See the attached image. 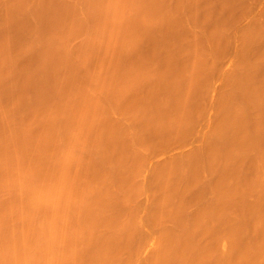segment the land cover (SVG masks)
I'll list each match as a JSON object with an SVG mask.
<instances>
[{
	"label": "bare ground",
	"instance_id": "1",
	"mask_svg": "<svg viewBox=\"0 0 264 264\" xmlns=\"http://www.w3.org/2000/svg\"><path fill=\"white\" fill-rule=\"evenodd\" d=\"M235 1H0V264H264V8Z\"/></svg>",
	"mask_w": 264,
	"mask_h": 264
},
{
	"label": "rangeland",
	"instance_id": "2",
	"mask_svg": "<svg viewBox=\"0 0 264 264\" xmlns=\"http://www.w3.org/2000/svg\"><path fill=\"white\" fill-rule=\"evenodd\" d=\"M1 1V0H0ZM67 5H72V6H76L77 4H79L82 0H59ZM235 10L236 12H241L242 8L243 7H247L248 8V11L246 13L243 14V21L244 22H249L253 19V17L255 15H258V14H261L262 11H263V8H264V0H236L235 1ZM250 9V11H249ZM21 27H24V26H21ZM21 30L19 29H14L13 32H12V35L13 36H16V37H21L19 39H21V42H26V39L28 36H25L26 35V30H23L22 28H20ZM73 42H78V39H75L73 40ZM29 51H28V54L26 56V58H29ZM32 55V53H31ZM25 58V59H26ZM235 58V51H234V47L231 45V46H228L226 47L220 54H219V57H218V64L225 68V69H230L232 67V63H233V60ZM20 64H22L21 61H19ZM14 77V75H13ZM223 85V81L219 78V76L215 75L213 77V85H212V90H211V96H216L221 88V86ZM27 96H28V101L32 103V105H26L27 108H30L33 106V100L35 98H37L39 96V91L37 90L36 86L33 84L29 89H28V93H27ZM5 95L0 92V100H4L5 99ZM208 106H206L209 110V113H212L213 112V109L210 108V104H207ZM17 116L15 115V118ZM206 128V123L201 120V119H197L196 121V124H195V130L193 133L195 134V136L193 137V135H189V136H186V138L181 141V143H175L172 145L170 151L173 152V153H178L180 152L181 150H188L190 148L193 147V145L197 142V140L200 138V134L201 132L203 131V129ZM191 134V133H190ZM197 135V136H196ZM168 154V152L164 151V150H156V151H153V152H150L149 156H148V161L146 162V168H149L151 165L154 164V162L156 160L160 161V160H163L166 155ZM148 202V197L147 195H143L141 198H140V203L143 205V204H146ZM195 202L196 200L195 199H192V206L195 207ZM129 204L128 205H134L135 202H128ZM140 214H143L144 215V205H143V208L141 209V212ZM139 238V237H138ZM146 237L143 238V236L141 235L140 236V242L145 240ZM152 241H153V238L149 239V244H147V246L145 247V249L143 250L142 252V258H145L149 255V253L151 252L152 250ZM121 258L123 260H126V264H137L139 260L137 259H130L129 258V252L127 250H124L121 254Z\"/></svg>",
	"mask_w": 264,
	"mask_h": 264
}]
</instances>
